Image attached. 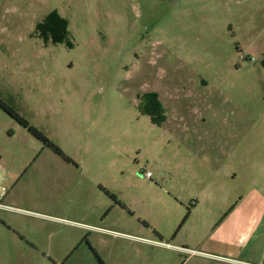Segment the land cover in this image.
Returning <instances> with one entry per match:
<instances>
[{
	"label": "rangeland",
	"instance_id": "374dc122",
	"mask_svg": "<svg viewBox=\"0 0 264 264\" xmlns=\"http://www.w3.org/2000/svg\"><path fill=\"white\" fill-rule=\"evenodd\" d=\"M0 101V264H264V0H0Z\"/></svg>",
	"mask_w": 264,
	"mask_h": 264
},
{
	"label": "trees",
	"instance_id": "16d2710c",
	"mask_svg": "<svg viewBox=\"0 0 264 264\" xmlns=\"http://www.w3.org/2000/svg\"><path fill=\"white\" fill-rule=\"evenodd\" d=\"M43 24H46V25H52V24H57L58 26H60L62 32L65 33V30H66V23L63 19L59 18L58 16L56 15H52L50 17H48ZM0 105H3L4 104L0 101ZM7 109V112L12 116L14 117L20 124H22L25 128H27L29 130L30 133H32L34 136L36 137H41L38 130L34 127H32L30 125V123L23 117H21L17 112L13 111L11 108H6Z\"/></svg>",
	"mask_w": 264,
	"mask_h": 264
},
{
	"label": "crops",
	"instance_id": "0c3cea01",
	"mask_svg": "<svg viewBox=\"0 0 264 264\" xmlns=\"http://www.w3.org/2000/svg\"><path fill=\"white\" fill-rule=\"evenodd\" d=\"M248 235L246 233H243L242 237L239 238L240 242H243L244 240H247Z\"/></svg>",
	"mask_w": 264,
	"mask_h": 264
},
{
	"label": "flooded vegetation",
	"instance_id": "af4514ba",
	"mask_svg": "<svg viewBox=\"0 0 264 264\" xmlns=\"http://www.w3.org/2000/svg\"><path fill=\"white\" fill-rule=\"evenodd\" d=\"M2 108H4L5 110H6V112H7V109L6 108H10V107H7L6 105H0ZM8 113V112H7ZM9 114V113H8ZM10 115V114H9ZM14 118V117H13ZM15 119V118H14ZM16 120V119H15Z\"/></svg>",
	"mask_w": 264,
	"mask_h": 264
},
{
	"label": "built area",
	"instance_id": "2783aa9c",
	"mask_svg": "<svg viewBox=\"0 0 264 264\" xmlns=\"http://www.w3.org/2000/svg\"><path fill=\"white\" fill-rule=\"evenodd\" d=\"M148 176H150V174H148ZM0 207H2V204L0 203Z\"/></svg>",
	"mask_w": 264,
	"mask_h": 264
}]
</instances>
